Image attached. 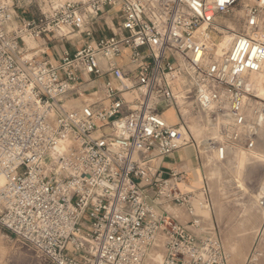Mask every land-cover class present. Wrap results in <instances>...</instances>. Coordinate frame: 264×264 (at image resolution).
<instances>
[{"label":"built area","instance_id":"built-area-1","mask_svg":"<svg viewBox=\"0 0 264 264\" xmlns=\"http://www.w3.org/2000/svg\"><path fill=\"white\" fill-rule=\"evenodd\" d=\"M23 3L0 0V227L51 264H232L185 173L160 163L195 148L201 170L256 149L264 0H39L30 18ZM112 11L111 37L57 63L28 48L63 30L92 38Z\"/></svg>","mask_w":264,"mask_h":264},{"label":"rangeland","instance_id":"rangeland-1","mask_svg":"<svg viewBox=\"0 0 264 264\" xmlns=\"http://www.w3.org/2000/svg\"><path fill=\"white\" fill-rule=\"evenodd\" d=\"M35 7L33 1L29 7L31 14L36 12ZM43 40L29 43L37 50H42L46 49V45L42 47L40 43ZM263 77L261 75L257 82L260 97L255 92L258 97L256 100L259 101L264 100V93L260 90ZM168 118L172 119L171 113ZM195 132L200 147L204 133L199 130ZM258 135L257 147L253 152L239 150L223 163L205 155L202 169L198 166L201 180L199 188H205L206 193L203 195L202 190L198 191L195 213L221 239L232 264H245L251 257L256 264H264V209L259 207V199L264 194V127ZM204 200L210 204L208 209L199 206ZM156 260L159 263L162 261L160 256ZM0 264L51 263L0 227Z\"/></svg>","mask_w":264,"mask_h":264},{"label":"crops","instance_id":"crops-1","mask_svg":"<svg viewBox=\"0 0 264 264\" xmlns=\"http://www.w3.org/2000/svg\"><path fill=\"white\" fill-rule=\"evenodd\" d=\"M35 3L39 2V0H33ZM80 1V0H78ZM24 6L18 10V13L22 17H33L38 14V8L36 5V12L29 11L30 5L27 3H23ZM29 11V12H28ZM31 14V15H30ZM122 17L119 13L110 12L104 16H102L93 26V37L88 38L85 34L77 33L75 30H67L66 35L63 31L59 32V34H55L48 38V40L44 39L42 43V47L46 45V52L48 57L51 59L53 63H57L60 61L64 52H69L71 54L75 53L77 50H80L85 45L91 42H96L98 40L111 37L113 35V30L115 26L121 21ZM27 41L29 49H35V47L31 46ZM32 43V42H31ZM82 103V99H78L73 101L74 106H79ZM160 166L165 172L170 170H176L178 172L185 173L186 180L181 185V189L186 192L195 191L198 192L202 188H199L201 184L200 173L198 170V161H197V153L194 148H186L183 149L167 158H165ZM204 209H208L205 207ZM172 216L176 217L182 224H186L190 220V216L183 209L173 208L170 210ZM162 259V256L159 255Z\"/></svg>","mask_w":264,"mask_h":264},{"label":"bare ground","instance_id":"bare-ground-1","mask_svg":"<svg viewBox=\"0 0 264 264\" xmlns=\"http://www.w3.org/2000/svg\"><path fill=\"white\" fill-rule=\"evenodd\" d=\"M231 40H232V35H228V37L224 40L223 43L226 45L227 42H228V46H229V43L231 42ZM261 75H264V67H263V69H262V71H261L260 73H258V74H256V75H253V76L249 79V84L252 86L253 90L258 94V97H260V96H259V91H258V88H257V82H258L259 77H260ZM263 85H264V77H263L262 82H261V84H260V90H261L262 93H264ZM263 190H264V189H263ZM161 262H162V261H161ZM161 262H160V263H161Z\"/></svg>","mask_w":264,"mask_h":264}]
</instances>
